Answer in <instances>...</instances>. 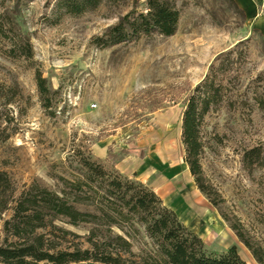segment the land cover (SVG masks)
Wrapping results in <instances>:
<instances>
[{"label":"rangeland","instance_id":"374dc122","mask_svg":"<svg viewBox=\"0 0 264 264\" xmlns=\"http://www.w3.org/2000/svg\"><path fill=\"white\" fill-rule=\"evenodd\" d=\"M168 2L178 13L173 36L140 34L113 45L109 29L144 12L145 0H101L95 8L69 0H0V247L22 242L13 236L20 223L15 208L39 187L96 217L76 225L47 220L35 234L51 253L88 250L90 241L104 245L115 236L134 256L153 250L134 219L115 216L85 189L75 191L81 150L149 186L211 256L235 247L245 264H264V165L250 168L245 160L264 152V8L256 27L228 0ZM222 64L230 69L226 97L200 128L212 205L184 163L181 112L210 67ZM169 138L170 159L155 156L154 147Z\"/></svg>","mask_w":264,"mask_h":264},{"label":"trees","instance_id":"16d2710c","mask_svg":"<svg viewBox=\"0 0 264 264\" xmlns=\"http://www.w3.org/2000/svg\"><path fill=\"white\" fill-rule=\"evenodd\" d=\"M69 1L73 3V7L76 2H79L95 8L101 0ZM228 1L232 8L243 17V13L233 0ZM145 7L144 12L129 13L121 18L117 25L110 28L107 42L113 45L120 44L140 34L154 33L163 37H171L175 34L178 13L173 4H170L168 0H145ZM209 71L183 104L181 143L184 148L183 160L190 176L199 192L214 205L211 202L210 192L204 184L200 165L202 150L200 128L210 110L223 103L227 92V73L230 69L222 64L211 66ZM38 89L40 96L43 97L45 88L39 79ZM75 158L79 168L78 174L82 177V180H77L75 183V191L81 193L82 189H85L86 194L97 196L100 205L105 204L115 216L134 219L142 226L153 250L145 253L144 256H134L130 251L129 243L115 236L111 238L113 239L111 242L104 245L90 241L88 250L51 253L53 248L46 247L43 237L35 234L37 230L45 227L47 220L63 217L68 219L70 224L76 225L85 223L87 218L95 219L96 217L79 212L73 203L64 197L36 187L34 194L28 191L26 197L18 202L15 208L13 219H19L20 223L13 226V236L18 237L22 242L0 247V264H23L26 259L47 264H73L86 261L98 264H245L239 258L235 247L219 257L208 254L203 241L180 222L176 214L164 206L153 191L140 182L132 181L119 174L115 171L111 160L105 161L90 155L85 156L81 150H78ZM245 160L250 168L264 165V152L254 150L246 154ZM28 211H33L32 215H27ZM221 217L228 222L222 215ZM232 230L236 237L248 247L239 232L234 227ZM113 244L118 247L119 252L111 249ZM120 253L130 256L131 260L126 262Z\"/></svg>","mask_w":264,"mask_h":264},{"label":"crops","instance_id":"0c3cea01","mask_svg":"<svg viewBox=\"0 0 264 264\" xmlns=\"http://www.w3.org/2000/svg\"><path fill=\"white\" fill-rule=\"evenodd\" d=\"M233 2L237 6V8L243 13L246 22L255 24L256 27H258L260 25V23L262 22V18H263L261 15V12H262L261 8H264V0H233ZM155 156H157V155H155ZM158 157L161 158L160 156H158ZM156 161H157V159L155 158V160L153 162L156 163ZM148 163H149V161H148ZM152 163H150V166L148 167L149 169H152L151 166L155 165L154 163L153 164ZM158 167H160L159 164H158ZM141 184L144 185V183H142V182H141ZM146 187H148L151 190V188L149 186H146ZM155 195L158 196L157 194H155Z\"/></svg>","mask_w":264,"mask_h":264},{"label":"bare ground","instance_id":"6f19581e","mask_svg":"<svg viewBox=\"0 0 264 264\" xmlns=\"http://www.w3.org/2000/svg\"><path fill=\"white\" fill-rule=\"evenodd\" d=\"M163 135H164L163 131L157 133L158 138H161ZM171 144H172V138H169L162 145L154 147L153 153L165 160L170 159Z\"/></svg>","mask_w":264,"mask_h":264}]
</instances>
